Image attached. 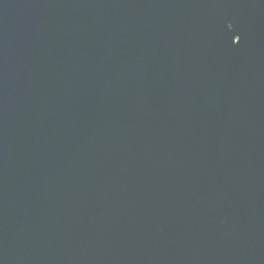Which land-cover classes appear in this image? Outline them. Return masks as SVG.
<instances>
[{
  "label": "water",
  "instance_id": "water-1",
  "mask_svg": "<svg viewBox=\"0 0 264 264\" xmlns=\"http://www.w3.org/2000/svg\"><path fill=\"white\" fill-rule=\"evenodd\" d=\"M0 264H264V0H0Z\"/></svg>",
  "mask_w": 264,
  "mask_h": 264
},
{
  "label": "snow or ice",
  "instance_id": "snow-or-ice-1",
  "mask_svg": "<svg viewBox=\"0 0 264 264\" xmlns=\"http://www.w3.org/2000/svg\"><path fill=\"white\" fill-rule=\"evenodd\" d=\"M230 26V25H229Z\"/></svg>",
  "mask_w": 264,
  "mask_h": 264
}]
</instances>
